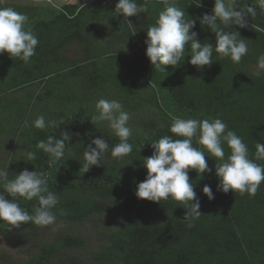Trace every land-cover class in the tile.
Returning a JSON list of instances; mask_svg holds the SVG:
<instances>
[{
    "label": "trees",
    "instance_id": "trees-1",
    "mask_svg": "<svg viewBox=\"0 0 264 264\" xmlns=\"http://www.w3.org/2000/svg\"><path fill=\"white\" fill-rule=\"evenodd\" d=\"M196 2L176 0V6L196 21L192 31L198 40L214 45V33L198 19L211 12L214 0H200V6ZM116 3H0L25 14L26 27L39 40L28 64L0 54V168L7 169L9 178L23 169L45 172L49 190L59 197L51 225L29 222L13 228L0 220V264H264V182L254 196L218 191L215 161L205 151L213 171L202 178L195 170L188 173L201 212L191 228L179 202L157 203L134 194L146 175L143 157L152 154L153 140L172 135V117L221 118L255 159V144L264 143V74L254 75L264 53V11L257 0H237L239 7L257 10L249 16V27L225 29L247 40L249 51L240 63L213 51L212 63L197 69L188 62L186 44L179 66L165 65L163 71L145 55L144 29L164 5L137 0L147 11L125 18L115 13ZM100 98L117 99L130 113L133 151L123 160L106 153L101 166L81 174L83 146L91 139L102 137L110 146L119 142L106 125L90 122ZM41 114L57 127H32ZM63 131L70 133L64 157L49 167V158L36 144L47 135L60 139ZM193 144L203 150L195 139ZM28 151L36 153L34 161H27ZM228 151L225 145L226 156ZM205 184L214 199L202 193ZM17 203L31 213L37 201L17 198Z\"/></svg>",
    "mask_w": 264,
    "mask_h": 264
},
{
    "label": "clouds",
    "instance_id": "clouds-1",
    "mask_svg": "<svg viewBox=\"0 0 264 264\" xmlns=\"http://www.w3.org/2000/svg\"><path fill=\"white\" fill-rule=\"evenodd\" d=\"M160 2L164 7L158 12L155 22L144 29L145 55L153 67L164 71L165 65L179 66L186 54V44L190 45L191 50L188 62L197 69L212 63L213 51L221 59L230 58L237 64L248 54L247 40L241 38L238 31L225 29L230 25L249 27V16L257 14L256 7H239L237 0H214L211 12L198 18L200 25L207 26L214 33L213 45L198 40L197 32L192 31L196 21L187 18L184 9L176 6V0ZM257 4L264 11V0H257ZM195 5L200 6V0ZM114 11L127 18L145 12L147 8L138 4L137 0H117ZM27 19L25 14L12 7H0V54L6 52L11 58L16 57L25 64L36 54L39 44L32 30L26 27ZM262 74L264 53L258 56L254 72L257 77ZM95 111L90 122L93 125H106L119 142L110 146L102 137L91 139L89 144L83 146V163L79 168L81 174L88 172L94 165L101 166L106 153L116 160H123L133 151L132 144L128 142L133 133L129 125L131 115L122 103L117 99L100 98L95 103ZM28 125L29 122L25 121V126ZM31 126L43 131L54 129L57 124L46 120L41 114L31 121ZM168 131L172 135L161 136L150 143L152 154L143 157L142 161L146 175L143 181L136 184L134 194L139 199L157 203L169 199L179 202L185 209L183 219L188 228L193 227L195 219L201 215L200 201L188 173L195 170L202 178L203 173L213 171L205 159V151L215 161L218 191L227 193L231 190L254 196L264 182V164L256 162L264 161V143L255 144V159L250 158L248 145L228 129L221 118L172 117ZM60 137L57 139L55 135H47L46 139L38 140L36 144V148L49 158V167L64 157L65 142L70 139V133L63 131ZM194 139L203 150L194 146ZM225 145L229 150L227 156ZM24 155L27 161L36 159L33 151ZM0 189V220L11 227L20 228L29 222L41 227L55 223L56 215L52 209L59 203V197L49 190L47 173L23 169L9 178L7 169L0 168ZM201 191L209 200L215 198L211 186L205 184ZM17 198L29 201L35 199L37 204L30 213L17 203Z\"/></svg>",
    "mask_w": 264,
    "mask_h": 264
},
{
    "label": "rangeland",
    "instance_id": "rangeland-1",
    "mask_svg": "<svg viewBox=\"0 0 264 264\" xmlns=\"http://www.w3.org/2000/svg\"><path fill=\"white\" fill-rule=\"evenodd\" d=\"M65 0H0V3L6 5H19V4H30V5H56L59 2H63Z\"/></svg>",
    "mask_w": 264,
    "mask_h": 264
}]
</instances>
